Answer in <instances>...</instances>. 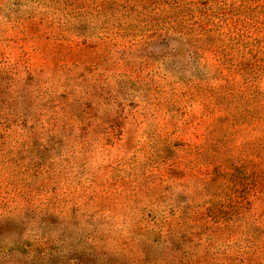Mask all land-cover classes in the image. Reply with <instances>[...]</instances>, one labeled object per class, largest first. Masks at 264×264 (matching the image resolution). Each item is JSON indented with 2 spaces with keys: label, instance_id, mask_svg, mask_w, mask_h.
Returning <instances> with one entry per match:
<instances>
[{
  "label": "rangeland",
  "instance_id": "obj_1",
  "mask_svg": "<svg viewBox=\"0 0 264 264\" xmlns=\"http://www.w3.org/2000/svg\"><path fill=\"white\" fill-rule=\"evenodd\" d=\"M84 1L0 0V264H232L174 216L217 93L264 69V0H140L132 34Z\"/></svg>",
  "mask_w": 264,
  "mask_h": 264
},
{
  "label": "trees",
  "instance_id": "obj_2",
  "mask_svg": "<svg viewBox=\"0 0 264 264\" xmlns=\"http://www.w3.org/2000/svg\"><path fill=\"white\" fill-rule=\"evenodd\" d=\"M95 2L105 30L132 34L150 22V12L139 5L140 0H87L80 14H90L88 8H94ZM260 72L261 76L244 78L245 91L217 93L216 99L226 102L217 103L225 112L214 119L204 144L197 146L198 158L211 166L194 180L196 190L206 197L196 204L186 199L174 216L181 227H191V221L197 227H212L217 248L240 246V257L233 258L232 264H264V89L258 87L264 69ZM240 99L245 103H238ZM163 227L172 232L171 221ZM198 237L206 241L204 231ZM196 260L190 264H197Z\"/></svg>",
  "mask_w": 264,
  "mask_h": 264
}]
</instances>
